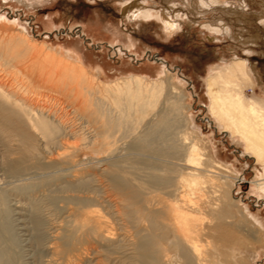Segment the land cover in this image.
I'll return each mask as SVG.
<instances>
[{
    "label": "bare ground",
    "instance_id": "obj_1",
    "mask_svg": "<svg viewBox=\"0 0 264 264\" xmlns=\"http://www.w3.org/2000/svg\"><path fill=\"white\" fill-rule=\"evenodd\" d=\"M199 1L208 9L229 7L227 0ZM121 12L134 20L157 18L167 31L179 26L181 11L155 12L134 0ZM16 24L0 16L2 183L50 176L61 200L77 198L73 206L66 202L63 219H52L47 264H213L218 249L205 238L201 215L228 216L227 176H217V169H227L219 162L204 168L197 145L186 134L172 136L168 106L175 105L165 81L132 75L103 82L79 57L32 39L24 29L15 34L2 28ZM212 25L210 31L232 34L224 22ZM239 38L255 44L254 37ZM256 71L235 55L208 76L206 87L214 123L262 166L258 186L264 191V84ZM256 81L263 95L246 97ZM55 106L62 113L64 106L89 111L86 123L93 132L72 152L70 139L77 132L65 116L54 117ZM78 152L84 159H76ZM2 231L0 224V264H13L1 249L7 243Z\"/></svg>",
    "mask_w": 264,
    "mask_h": 264
},
{
    "label": "rangeland",
    "instance_id": "obj_2",
    "mask_svg": "<svg viewBox=\"0 0 264 264\" xmlns=\"http://www.w3.org/2000/svg\"><path fill=\"white\" fill-rule=\"evenodd\" d=\"M131 1L134 0H0V16L17 22L3 29L15 34L24 29L32 39L79 57L103 82L132 75L164 80L173 91L170 100L175 105L168 108L173 109L175 125H180H173L172 136L186 134L199 148L204 168L219 162L227 169H217V176H227L228 187L224 190L230 191L228 216L219 220L209 212L201 215L204 236L218 249L219 256L213 264H264V191L258 186L262 166L244 152L240 141L233 140L214 123L208 111L206 87L208 76L235 55L247 59L264 84V25L260 21L264 18V0H227L229 7L214 9L204 8L199 0H136L139 6L155 12L181 11L179 26L168 32L157 18L134 20L131 13L122 15V5ZM219 22H224L232 34L209 30ZM240 34L244 39L254 37L255 44L243 43ZM252 90L245 91L246 97L263 95L257 81ZM64 107L62 113L55 106L53 113L54 117L65 116L66 125L77 132L70 139L68 152H72L81 145L82 136L87 137L93 129L86 123L89 111ZM77 154V160L84 159L82 152ZM46 177L35 176L25 180L27 183H2L0 179L1 233L7 240L1 243V249L12 255L13 264H47L48 247L53 241L52 219H63L66 202L71 200L69 204L73 206L77 201L75 197L61 200L63 194L53 183L55 178ZM67 180L74 183L72 178ZM208 183L218 188L217 182Z\"/></svg>",
    "mask_w": 264,
    "mask_h": 264
}]
</instances>
